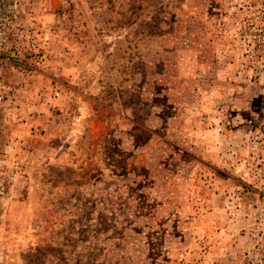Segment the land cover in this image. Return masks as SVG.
<instances>
[{
    "label": "rangeland",
    "instance_id": "1",
    "mask_svg": "<svg viewBox=\"0 0 264 264\" xmlns=\"http://www.w3.org/2000/svg\"><path fill=\"white\" fill-rule=\"evenodd\" d=\"M0 264H264V0H0Z\"/></svg>",
    "mask_w": 264,
    "mask_h": 264
}]
</instances>
